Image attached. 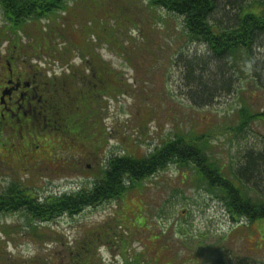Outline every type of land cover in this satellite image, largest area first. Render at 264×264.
Returning a JSON list of instances; mask_svg holds the SVG:
<instances>
[{
    "label": "rangeland",
    "instance_id": "1",
    "mask_svg": "<svg viewBox=\"0 0 264 264\" xmlns=\"http://www.w3.org/2000/svg\"><path fill=\"white\" fill-rule=\"evenodd\" d=\"M65 3L15 30L0 8V57L18 55L45 80L54 75L76 111L37 163L2 164L0 194L18 187L40 202L72 195L91 189L109 159H145L179 138L239 186L233 171L241 158L264 151V77L241 62L238 80L204 105L186 62L208 50L187 38L182 18L148 0ZM252 59L261 66L264 46ZM52 110L45 111L54 119ZM253 183L264 198V182ZM130 188L46 222L4 212L0 264H264V220L231 217L193 165L171 163Z\"/></svg>",
    "mask_w": 264,
    "mask_h": 264
},
{
    "label": "trees",
    "instance_id": "2",
    "mask_svg": "<svg viewBox=\"0 0 264 264\" xmlns=\"http://www.w3.org/2000/svg\"><path fill=\"white\" fill-rule=\"evenodd\" d=\"M65 1L67 0H0V8L12 26L11 30H15L24 26L29 19L40 20L50 17L54 12L65 10ZM148 1L151 8L163 9L182 18L187 38L192 43L203 44L207 48L206 55H195V59L189 56L186 62L190 87L194 92L196 89L195 96L204 105H209L218 92L229 90V85L238 80L237 74L242 71L241 62L251 70L254 67L256 77L259 74L264 77V62L258 67L252 59L254 48L264 46V0ZM251 5L254 7L251 8ZM53 88L51 96L54 98L55 121L60 124L55 129L65 133L62 126L74 118L76 111L72 114L63 97L65 95L62 96L56 87ZM51 111L53 112L52 109ZM65 111H68V115ZM72 123L69 122L68 125ZM242 158V164L233 171V176L239 183L237 186L224 176L220 168L209 162L203 150L188 146L185 138L174 139L145 159L113 157L108 161L103 177L91 189L72 195L48 198L40 202L18 187H8L0 194V215L4 212L23 211L29 220L42 222L63 214L75 215L85 208L122 197L137 182L171 163H178L182 167L194 166L205 186L223 202L231 217L245 218L250 222L264 220V198L259 197V189L255 191L256 184L253 183L255 180L264 182V151L251 150ZM244 187L255 191L254 194L249 190L244 196Z\"/></svg>",
    "mask_w": 264,
    "mask_h": 264
},
{
    "label": "flooded vegetation",
    "instance_id": "3",
    "mask_svg": "<svg viewBox=\"0 0 264 264\" xmlns=\"http://www.w3.org/2000/svg\"><path fill=\"white\" fill-rule=\"evenodd\" d=\"M20 59L0 57V169L2 164L14 166L13 159L37 163L53 134L55 121L45 110L54 106L51 93L57 78L49 74L45 80L44 73Z\"/></svg>",
    "mask_w": 264,
    "mask_h": 264
}]
</instances>
